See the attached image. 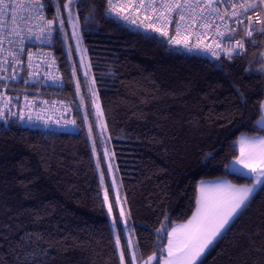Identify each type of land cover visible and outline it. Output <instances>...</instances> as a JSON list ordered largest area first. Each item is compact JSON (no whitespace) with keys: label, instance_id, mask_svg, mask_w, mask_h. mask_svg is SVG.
<instances>
[{"label":"trees","instance_id":"obj_1","mask_svg":"<svg viewBox=\"0 0 264 264\" xmlns=\"http://www.w3.org/2000/svg\"><path fill=\"white\" fill-rule=\"evenodd\" d=\"M45 2L51 19L55 2ZM73 7L140 255L160 253L167 229L193 213L200 180L251 182L229 164L239 134H264L256 124L264 34H242V56L210 60L108 18L106 0H76ZM54 27L58 97L71 109L74 131L0 122V264H121L81 99L96 137L93 108L76 55ZM261 187L197 264H264Z\"/></svg>","mask_w":264,"mask_h":264},{"label":"snow or ice","instance_id":"obj_2","mask_svg":"<svg viewBox=\"0 0 264 264\" xmlns=\"http://www.w3.org/2000/svg\"><path fill=\"white\" fill-rule=\"evenodd\" d=\"M55 13L51 19H47L45 12L50 7L45 0H30L28 5H18L14 0H0V12H6L10 7L15 9L16 7H30L35 11L34 19L44 22L42 26H37V32H33L31 28H28L27 36H22L20 32L12 29L13 33L17 36H21L20 43L23 45L24 39L36 40H51L52 34L56 32L54 25L59 22L60 31H63L64 20L61 19V2L60 0H54ZM74 0H67L63 3V9L68 10L69 19H71V7ZM108 7L106 13L111 15L115 13L118 18L125 21L129 20V15L124 14L128 11L131 14V10L139 12L143 10L147 12L149 9L155 17L152 15H146L145 20L151 21L145 25L146 29L159 33L163 37H169V32L166 30L168 24H176V35L169 38L170 44L183 45L188 51L194 49H200L203 51H213V44L215 49L214 55H219V52H224L230 59L234 55L242 54L245 49V43L242 40L235 41L230 47H222L223 41H232L237 29L229 28L225 25V30H221L219 25H215V19L209 18L215 14V18L224 21L226 16H229L228 12H221L220 8H231L230 18H235L237 24H242L241 16L247 18L249 23V30L246 31L245 36L251 38L254 31L257 29L252 28L253 19L248 13L251 10L264 5V0H243V2L223 3L222 0H131V2H120V0H107ZM199 9V12H197ZM186 13L189 14L186 16ZM176 16L179 20H176ZM189 20L191 24H189ZM15 21V17H13ZM165 22L164 27L156 26L158 23ZM199 22V27L202 29H211L215 27V35L213 36V44H203V42L197 37L198 42L194 45H189V36L195 35L189 29ZM131 23L135 24L136 20H132ZM143 23V22H142ZM256 23L260 25L258 31L264 34V20L260 15L256 17ZM73 39L76 41L79 47L81 43L80 36L78 34L77 25L73 24ZM188 31L187 36L181 38V31ZM200 35H207V32ZM3 44V40L0 39V45ZM203 44V46H202ZM23 47L21 51H23ZM9 56L12 60V66L14 68V74L11 79L17 78L16 66L21 64L22 61L19 58V54L15 52H9ZM32 53H29L28 60H32ZM9 61L5 58L4 63ZM33 65L29 63L28 68L31 69ZM39 68L40 65H35ZM261 71L264 72V66ZM33 72H29V76H33ZM4 79V77H0ZM27 82V81H26ZM77 92H79V84L77 85ZM95 98V92H93ZM83 102V101H82ZM98 114L99 106L97 104ZM260 111L264 113V101L260 102ZM15 115V113H13ZM24 117L21 115L20 119ZM30 119V118H29ZM264 122V115L260 116V119L256 121L257 124ZM75 123V121H71ZM103 127V125H101ZM91 136V129L89 130ZM240 155L236 157L235 162L243 169H247V172L251 174L252 183L245 186H236L229 182L222 184H213L208 187L204 181L200 182L198 187L199 195L196 198V208L192 214L191 219L184 225L173 227L171 231L167 232L168 243L166 246L167 255L160 253H153L148 257L147 264H152L153 260H156L157 264H197V261L205 253V251L214 244L218 237L222 233L229 229V225L235 217H237L241 210L248 206V202L255 192L258 185L264 186V137L256 138H244L239 141ZM95 152V147L93 148ZM97 167H100L99 162ZM104 175L101 174V184H103ZM264 191V187H261ZM105 203H108V194L105 193ZM109 215L112 214V206L109 204ZM121 217H124V212L121 210ZM126 224V221H125ZM112 226L114 229L119 228V223L116 219L113 220ZM163 226L157 229V232H162ZM116 245L119 248L120 238L117 236ZM133 260H135V254L133 253ZM121 264H125L124 252L121 251Z\"/></svg>","mask_w":264,"mask_h":264},{"label":"built area","instance_id":"obj_3","mask_svg":"<svg viewBox=\"0 0 264 264\" xmlns=\"http://www.w3.org/2000/svg\"><path fill=\"white\" fill-rule=\"evenodd\" d=\"M14 2L18 5H28L30 0H14ZM120 2L123 3L125 0H120ZM127 2H131V0H127ZM222 2H243V0H222ZM107 7L106 0V16L131 31L153 33L163 38L170 46L180 48L189 54L206 57L210 60L225 55L224 52H219V55L213 54V51H218L213 44L215 27L207 30L202 29L199 27V22L195 26L190 27L189 30L195 33V35L189 36V45L196 44L198 36L203 44H213V51L194 49L190 52L183 45H175L168 42L170 37L176 35L175 23L167 25L166 30L169 32V37H163L157 32L146 29L145 25L151 21L145 20V16L152 15L155 17V14L150 9L147 12L143 10L137 12L135 9H132L131 14L125 11L124 14L129 15V20L125 21L118 18L115 13L111 15L107 14ZM220 11L229 13V16H226L224 21L216 19L215 14L209 19H215V25H219L221 30H225V25L229 28L237 29L231 42L225 40L222 43V47H230L235 41L241 40L240 36L249 30V23L246 17L241 16L240 19L243 23L237 24L235 18H230L231 8L221 7ZM197 12H199V9H197ZM248 14L253 19L252 28L257 29V31H254V34H260L258 31L260 25L256 23V17L260 15L261 19L264 20V5L251 10ZM45 15L49 19L47 12H45ZM187 15L189 14L186 13ZM13 17H15V21H13ZM34 17L35 11L27 6H18L15 9L10 7L6 12H0V39L3 40V44L0 45V77H4V79H0V122L11 120L18 122L21 127L31 129L60 132L74 131V123H71L73 121L71 109L65 100L58 97L63 88V80L58 59L53 50L54 33L50 41L47 39L36 40L35 38L24 39L23 45H21V36L15 35L12 31L15 28L22 36H27L28 28H31L33 32H37V26H42L44 22L34 19ZM132 20H136V23H131ZM176 20H179L178 16H176ZM164 23H158L156 26L164 27ZM189 24H191L190 20ZM204 32H207V35H200ZM187 35L188 31H181V38ZM22 47L23 51H21ZM9 52L18 53L22 61L21 64L16 66L17 78L15 80L11 79V76L14 74V68ZM29 53H32L33 58L31 61L28 60ZM243 54L244 50L242 54L234 56H242ZM5 58L9 61L7 64L4 63ZM29 63L33 65L31 69L28 68ZM35 65H40V67L36 68ZM29 72H33L34 75L30 77ZM21 115L24 117L22 120L20 119Z\"/></svg>","mask_w":264,"mask_h":264},{"label":"rangeland","instance_id":"obj_4","mask_svg":"<svg viewBox=\"0 0 264 264\" xmlns=\"http://www.w3.org/2000/svg\"><path fill=\"white\" fill-rule=\"evenodd\" d=\"M75 1L76 0H74V2ZM66 2H67V0L65 1V3ZM74 2H73V4H74ZM71 13H72L71 19H69L68 10L62 9L61 19L64 20L65 23L63 26V31H60V33H61V36L63 38L65 48H66V51L68 52V54L70 55L72 53V51L70 50V48H71L73 50L74 54L76 55L78 68L80 70L81 76H82L83 81H84L85 96L88 97L90 104L93 108L94 124H95L96 130H97L96 137L94 135H92V133H91V136L89 135L90 125H89V121L87 120L86 115H85L86 114V106H85V104H83V102H82L83 99H81V96H80V99H81L80 109H81V113H82V117H83L85 127L87 129L89 141H90V144L92 145V151H93V148L95 147V152L93 151V156H94L96 169H97V173L99 176L100 185L102 188L104 200H105V193L107 192V194H108V203L107 204L105 203V204H106L108 216L110 217V223H111L115 243H116L117 236H119V238H120L121 246L118 248L116 245L119 261L121 263V251L124 252L123 247H125L130 264H147L148 257L152 256L153 254H150L146 257H142L140 255L138 245H137V241H136V237H135L134 230H133V224L131 222L129 211H128L127 204L125 201V197L123 194L121 181H120L118 170L116 167L111 140H110V137H109L108 132H107L106 124H105V121L103 118V113H102V110H101V107L99 104V100H98L97 91L95 89V85H94V82H93V79L91 76V70H90V66L88 63L87 54H86L85 48L83 46V42H82L80 30H79V25H78V22H77L75 13H74L73 5L71 7ZM73 24L77 25L76 30L78 31V34H79L80 39H81V43H80L79 47L77 46L76 41L72 38L73 37V31H74ZM57 25L59 26V29H60L59 22H57ZM93 92H95V98L93 97ZM97 104L99 106V114H98ZM261 115H264V113L261 112ZM260 116L256 121H258L260 119ZM101 125H103V127H101ZM257 125L258 126L260 125L264 129V122H262V124H257ZM249 135H251V134H249ZM256 137H264V134L256 133ZM98 162L100 164L99 168L97 167ZM102 173L104 175L103 184H101V174ZM258 187L259 186H257V188ZM257 188H256V190H257ZM109 193H111L113 200L110 199ZM109 204H111V206H112V214L111 215H109V211H108ZM114 208L117 211L118 220L116 217H114V212H113ZM195 208H196V206H195ZM121 210H123V212L125 214L124 217H121V215H120ZM194 211H195V209H194ZM192 214L189 218H187L184 221L173 222L172 225L167 229V232L171 231V229L173 227H177L179 225L186 224L188 222V220L191 219ZM114 219H116L119 222L120 231H119V229L113 228L112 222ZM125 221H126V224H125ZM167 243H168V236L166 239V243L163 247V254L164 255H167V249H166ZM133 253L135 254V260H133ZM124 257H125V252H124ZM154 262H155V260L152 261V264H154ZM125 264H127L126 260H125Z\"/></svg>","mask_w":264,"mask_h":264},{"label":"crops","instance_id":"obj_5","mask_svg":"<svg viewBox=\"0 0 264 264\" xmlns=\"http://www.w3.org/2000/svg\"><path fill=\"white\" fill-rule=\"evenodd\" d=\"M259 127H261L260 125H259ZM262 128V127H261ZM244 138H256V134H251V135H249V134H246V133H241L238 137H237V140H236V145H237V151H238V153H237V156L236 157H238L239 155H240V145H239V141L241 140V139H244ZM236 157L233 159V160H231V162H230V164H229V169L231 170V171H233V172H236V173H239V174H242V175H244V176H247V177H251V174H249L248 172H247V169H243L242 167H241V165H239V164H237L236 162H235V160H236ZM201 181H204V182H206L207 183V185H208V187H211L213 184H222V183H224V182H229V183H231L227 178H225V177H218V178H214V179H204V180H200L199 182H198V185H197V196L199 195V192H198V187L200 186V182ZM250 183H252V180H251V182ZM249 183V184H250ZM231 184H234V183H231ZM234 185H236V186H245V185H248V184H242V185H237V184H234ZM259 186V185H258ZM197 198V197H196Z\"/></svg>","mask_w":264,"mask_h":264}]
</instances>
